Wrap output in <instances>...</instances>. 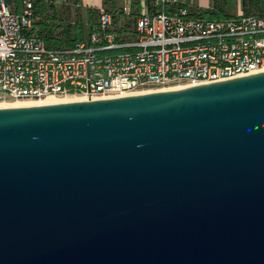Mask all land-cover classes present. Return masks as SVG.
Returning <instances> with one entry per match:
<instances>
[{
    "label": "water",
    "instance_id": "95a60500",
    "mask_svg": "<svg viewBox=\"0 0 264 264\" xmlns=\"http://www.w3.org/2000/svg\"><path fill=\"white\" fill-rule=\"evenodd\" d=\"M0 264H264V71L0 107Z\"/></svg>",
    "mask_w": 264,
    "mask_h": 264
},
{
    "label": "built area",
    "instance_id": "2783aa9c",
    "mask_svg": "<svg viewBox=\"0 0 264 264\" xmlns=\"http://www.w3.org/2000/svg\"><path fill=\"white\" fill-rule=\"evenodd\" d=\"M33 1L15 12L0 0V102L109 98L264 71V20L254 14L209 20L187 8L143 12L122 38L101 9L83 40L54 49L34 28Z\"/></svg>",
    "mask_w": 264,
    "mask_h": 264
},
{
    "label": "crops",
    "instance_id": "0c3cea01",
    "mask_svg": "<svg viewBox=\"0 0 264 264\" xmlns=\"http://www.w3.org/2000/svg\"><path fill=\"white\" fill-rule=\"evenodd\" d=\"M61 8L59 15L66 23L71 26L84 25L93 28L98 22L100 10L105 9L112 14L113 29L116 30L122 38H130L127 32L132 31L135 21L143 12L166 11L170 12L176 4L186 5L191 12L200 10H210L225 14L226 16H236L240 13L258 14L259 8H252L256 4L252 0H45ZM8 6L15 12H20L23 6V0H7ZM261 3V2H260ZM257 5L260 6L261 4ZM129 4V5H128ZM128 5L129 9L123 8ZM93 10L98 11V16L89 20ZM81 11L85 18L76 16L69 20L70 14H77ZM91 12L88 17V12ZM77 18V20L75 19ZM89 21V22H88ZM90 28V29H91Z\"/></svg>",
    "mask_w": 264,
    "mask_h": 264
},
{
    "label": "trees",
    "instance_id": "16d2710c",
    "mask_svg": "<svg viewBox=\"0 0 264 264\" xmlns=\"http://www.w3.org/2000/svg\"><path fill=\"white\" fill-rule=\"evenodd\" d=\"M255 2V6L252 8H259V13L254 14L261 17L264 20V0H252ZM262 4H261V3ZM261 5L258 6L257 4ZM179 8H187L186 5L176 4L171 11L177 10ZM190 10V9H189ZM156 12V11H155ZM91 12H88V17ZM98 11L93 10V14L89 17L90 21L92 18L98 16ZM193 16H198L202 18H206L209 20L234 17V16H226L225 14H219L218 12L210 11V10H200L196 12H191ZM245 14V13H244ZM31 19L34 25V28L39 36L43 38L46 45L50 48H60V47H70L75 43L84 39L85 34L90 30V26L86 27L84 25L71 26L70 23H66L64 19L57 12V7L52 2H48L45 0H34L32 3V12ZM89 22V21H88Z\"/></svg>",
    "mask_w": 264,
    "mask_h": 264
},
{
    "label": "bare ground",
    "instance_id": "6f19581e",
    "mask_svg": "<svg viewBox=\"0 0 264 264\" xmlns=\"http://www.w3.org/2000/svg\"><path fill=\"white\" fill-rule=\"evenodd\" d=\"M184 86H188V84H177L172 86H167L163 88H149L145 92L155 91V90H169L175 88H181ZM85 99H93L87 98L83 95H66V96H48L40 101L34 100H26V99H13V100H6L0 102V107H11V106H24V105H35V104H43V103H57V102H66V101H75V100H85Z\"/></svg>",
    "mask_w": 264,
    "mask_h": 264
},
{
    "label": "rangeland",
    "instance_id": "374dc122",
    "mask_svg": "<svg viewBox=\"0 0 264 264\" xmlns=\"http://www.w3.org/2000/svg\"><path fill=\"white\" fill-rule=\"evenodd\" d=\"M57 12H61V8H58V9H57ZM76 16H79V18H80V17H82V18L84 17V18H85V15H84L83 13H81V11H80L79 13L75 14V15L71 13L70 16H69L68 18H69V20H72V19H74V17H76ZM75 19L77 20V18H75Z\"/></svg>",
    "mask_w": 264,
    "mask_h": 264
}]
</instances>
